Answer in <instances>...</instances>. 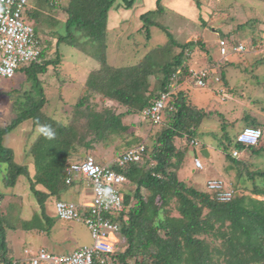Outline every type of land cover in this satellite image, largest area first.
Returning a JSON list of instances; mask_svg holds the SVG:
<instances>
[{
  "label": "trees",
  "instance_id": "obj_1",
  "mask_svg": "<svg viewBox=\"0 0 264 264\" xmlns=\"http://www.w3.org/2000/svg\"><path fill=\"white\" fill-rule=\"evenodd\" d=\"M137 2L51 0L46 3V13L61 10L68 17L65 21V34L58 31L50 33L57 36L58 45L66 44L79 50L98 67L89 73L83 95L76 101H71L68 107L62 95L56 97L52 93L47 98L41 88L40 74L48 72L49 67L55 68L60 63L59 59H44V56L47 57L45 48L41 50L38 58L40 61L36 60L19 70L23 71L32 85L26 87V93L13 102L14 118L5 127H0V175L2 174L6 188H14L19 177H25L29 182L30 192L39 206L40 214L23 223L22 227L49 235L55 222L46 207L48 201H61V192L67 191L77 183L89 182L85 178L76 179L72 176L70 184H66L69 176L67 167L71 163L81 164L85 159L78 153L80 149L94 151L98 144L108 149L115 139H120L124 140L121 144L124 148L120 153H116L119 152V148H116L115 160L105 162L99 156V163V160L91 156L97 163L109 167L127 180L122 189L124 205L128 208L126 220H122L125 217L123 215L118 220L121 228L119 234L126 248L122 252L116 251L110 258L112 264H129L131 259L137 264H264V166L260 169L255 166L253 171L249 169L254 167L253 164L232 156L235 150L239 153L248 152V155L254 158H262L264 145L258 148L259 145L251 147L234 143L226 131H223L224 128H221L223 133H226L222 134L226 143L234 144L232 152L225 155L229 163L226 174L235 170L238 179L244 174L241 179L245 178L244 183L251 182L252 185L251 189L244 184L239 185L228 201L219 200L216 192L208 191L207 187L204 190L195 189L177 179L176 172L180 170L187 151L194 149L191 142L198 136L202 122L215 117L207 107L201 108L191 104L188 93L181 88L187 81H191L193 85L195 83L192 76L197 66L189 55L194 49L201 47L204 50L203 42L198 39L181 43L174 39L168 29L159 25L156 20L162 16L164 8L162 0H155L153 7L147 10L144 8L143 12L132 20L142 24L137 32L148 43L153 34L150 28L155 27L164 32L167 41L142 53L139 47L134 46V51L141 54L140 59L134 63L121 67L112 60L109 63L110 47L113 45L111 37H115V32L110 30L108 14L111 10H131L133 14L134 4ZM195 3L200 9V1L195 0ZM44 9L40 5L34 15L29 14L30 19L35 17V22L41 25L43 14L39 12ZM241 28L242 25L237 27ZM112 29L115 30L114 27ZM236 32H219L221 40L218 41V47L220 41L226 40L229 43L233 38L232 48L242 43L241 38H235ZM263 40V37L259 36L251 40V45L256 46ZM114 45L113 48L117 50L121 48L120 42ZM228 46L226 44V54H222L219 47V54L225 56L224 58L230 51L236 53ZM242 54L246 52L239 55ZM190 61L192 65L189 64ZM219 62L222 66L218 63L213 69L210 67V70H206L209 71L207 86H194L196 89H208L221 83L222 88L228 86V82L223 80L224 75H221L228 63L227 59H221ZM210 64L214 65V62ZM165 93L168 94V99L161 123L153 124L146 118L151 126L156 128L152 133L154 143L148 148L141 136L130 131L135 128L134 124L126 126L125 121L142 115L146 108L153 106ZM95 96L100 97V103L103 104L100 111L88 105V100ZM0 97L11 100L6 96ZM46 105L56 107L47 112ZM96 106L98 104L93 107ZM250 117L251 115L244 117L245 124L249 127L264 126V121L248 119ZM65 118H70L66 124L63 122ZM28 120H31L33 126L40 127L38 138L26 152L35 164L36 174L30 178L28 169L15 163L13 152L3 145V138ZM147 138L148 136L145 139ZM140 146L144 148L142 161L123 166L115 164L123 153ZM205 147L203 145L200 149ZM4 170L6 172L3 174ZM251 195L261 197L262 200ZM5 197L6 195L0 192V200ZM173 213L178 216H171ZM1 214L0 208V216ZM4 226L5 222L0 217V262L22 264L21 255H24V250L21 257L12 254L13 249H8ZM39 250L60 256L44 248ZM28 251L38 253L37 250Z\"/></svg>",
  "mask_w": 264,
  "mask_h": 264
},
{
  "label": "rangeland",
  "instance_id": "obj_2",
  "mask_svg": "<svg viewBox=\"0 0 264 264\" xmlns=\"http://www.w3.org/2000/svg\"><path fill=\"white\" fill-rule=\"evenodd\" d=\"M136 1L138 2L134 4L135 11L133 14L131 10L123 11L122 13H115L111 10L108 14L109 26L111 25L115 28L113 30L115 37H111L113 45L110 47L111 54L109 56V63L112 60L119 67L134 63L140 59L141 54L134 51L135 47H139L142 53L148 48L151 49L153 46L163 45L167 41L164 32L156 27L150 28L153 34L149 43L137 32V29L141 28L142 24L132 19L134 16L137 18V14L143 12V3H146V6L150 8L153 7L152 5H154L155 0ZM199 1L200 9L197 8L195 0H162L164 12L162 16L156 19L160 23L159 25L166 27L174 39L181 43L201 39L204 50L200 47L199 49H194L189 55L194 59L195 62L193 61V63H196L197 66V68L195 67L196 69L194 68V71L197 72L201 69L210 70V67L213 69L218 63L221 65L219 62L221 59H227V62L230 63H227L223 72H221V75H224L223 80L228 82V86L223 87L225 98L220 95V89L223 86L222 83L214 84L212 88L208 89H196L191 81H187L181 86L188 93L191 104L201 108L207 107L209 112H212L215 117H211L210 120H204L202 122L198 130V136L195 139L199 147L195 150L191 148L187 151L180 170L176 172L177 179L199 190L206 189L205 187L209 181L221 182L222 186L227 188L228 191H234L236 187L242 184L247 186L248 189H251V182L244 183L245 178L241 179L245 176L244 174L239 179L235 170H231L226 174V168L229 163L226 161L225 155L232 152L234 144L233 142L227 144L222 134L227 133L233 140L239 129L248 126L245 124L244 119L246 115H251L248 119L256 118L258 122L264 121V51L257 50L250 53L247 51V47L251 45L252 39L264 36V1ZM47 2L46 0H30L28 10L30 13H35L38 11L40 5L43 6V9L47 7ZM44 12H47V10L44 9L43 12L40 11L39 13L43 14ZM51 15L56 20H59L61 24L55 26L52 19L48 16H44L42 25L36 23L35 20L32 21L33 19H30V16H28V20L36 28L42 50L45 48L47 52V57L44 56L43 58L60 60V63L55 68L52 66L49 67L50 69L47 72L48 76L45 77V81L47 83L52 81L56 83L58 79L62 78L66 82V86L62 89V92L57 90L56 97L62 95L66 107H68L71 101H76L78 97L83 95L88 75L93 70H96L98 65L79 50H75V48L66 44L58 45L57 36L51 35L50 33L52 31H58L59 33L65 34V21L68 17L61 11L51 12ZM129 19V23L124 22L122 25L123 21ZM203 19L208 22H205ZM202 21L205 23L203 24ZM128 24L130 25L129 27ZM239 25H242L243 28L237 29ZM214 29H219V31H214ZM229 31H237L234 33V36L235 38H241V45L245 47V51L242 52H246V54H242L241 56L239 55L241 53H232L230 51L226 58L219 54V47L222 48L221 43L218 47V41L221 40L220 33L225 34ZM233 39L229 43L224 40V46L226 47L227 44L231 49ZM116 42H120L121 48H118L119 50L115 49V47L113 48ZM178 51L176 50V52ZM210 62H214V65H211ZM189 64L192 65V62L190 61ZM25 67L27 65L23 66V68ZM213 74L215 75L216 73L214 72ZM216 75V77L219 76L218 74ZM62 80L60 79V83ZM31 85L32 83L28 82L23 71H18L16 76L11 80L0 78V95H5L11 99L8 101L0 97V127H5L14 118L13 108L15 105L13 102L15 99H20L21 95L24 92L26 93V87ZM41 88L44 89V87ZM18 89L21 90L17 91ZM86 95L88 94L86 93ZM96 104L98 106L93 107ZM88 105L92 106L96 111H100L103 106L98 96L88 100ZM55 107V105H46L45 111L49 112L51 108L53 109ZM56 118L59 119L58 117ZM69 119L65 118L63 119L64 121L61 120L66 124ZM125 122L126 126L134 124L135 128L130 129V131L141 136L144 139L143 143L145 146L150 148L153 145L154 134L152 135V133H154L156 128L151 126L148 119L140 115L136 118L126 119ZM29 124H31L30 121H26L10 134L6 135L3 138V145L13 152L15 163L24 165L28 169V176L30 178L35 176L36 172L34 160L26 159V152L32 146V139L27 138L28 134H25L29 128ZM221 128H224L223 131L225 130L226 133H223ZM260 129L263 131V137L258 148L264 145V126H261ZM146 136H148L147 139H145ZM123 143L124 140L115 139V142L108 149L98 144L96 145V150H94L96 153L91 150L83 151V149H80L78 153L80 155H82L81 152L83 154L86 153L89 156H93L97 161L99 160L98 156H100L105 162H110L116 159V153L123 151L124 147L121 145ZM210 143L219 146V149L217 152H213L212 160L209 162L200 155L199 150L203 145L209 146ZM116 148H119V152L116 151L115 153ZM245 157V161L250 162L254 166L249 168L250 170L254 171L255 166L259 169L263 168L264 156L262 158H254L246 155ZM194 158H197L201 162V170L194 167ZM98 162L100 163V160ZM5 172L6 170L2 173L4 174ZM29 188V182L25 177H19L14 188H6L2 174L0 175V192L6 195L3 200H0V208L2 211L0 217L5 222L4 229H6L8 249H13L12 254L15 257H21L24 249L38 251L40 248H44L54 254L68 255L73 253L77 247L93 245V240L84 224L77 222L66 223L56 219L53 209L55 200L48 201L46 205L51 213V218L55 222V226L49 235L23 228V223L33 220L36 215L39 216L40 214L39 206ZM85 188V186H79L68 189L59 194V199L78 204L85 197ZM251 197L262 200L261 197H255L253 195ZM171 216L177 217L178 214L173 213ZM115 235L119 240L124 241L120 234ZM125 248V245L118 246L117 252H122ZM10 253L8 252V254ZM135 262L134 259H131L129 264H137ZM0 264L5 263L0 262Z\"/></svg>",
  "mask_w": 264,
  "mask_h": 264
},
{
  "label": "built area",
  "instance_id": "obj_3",
  "mask_svg": "<svg viewBox=\"0 0 264 264\" xmlns=\"http://www.w3.org/2000/svg\"><path fill=\"white\" fill-rule=\"evenodd\" d=\"M51 1V0H48ZM30 0H0V78L13 79L24 65L38 60L41 53V43L37 37L35 26L30 23L28 4ZM264 39V36H263ZM222 54H226L225 42L220 41ZM242 43L232 48L233 52L243 53L245 47ZM264 51V40L256 46L247 47L248 52ZM209 71L193 73L192 78L197 88L207 86ZM168 94L153 106L142 112L144 118H148L153 124H160L166 107ZM263 132L259 128L247 127L236 135L235 143L242 146L256 147L259 145ZM194 149L199 147L197 140L191 142ZM143 146L129 150L117 158L115 164L123 166L128 163L143 160ZM233 157L240 156L238 151L232 152ZM146 158V157H145ZM194 166L201 170L202 164L194 159ZM68 178L66 184H70L71 177H81L89 181L91 199L89 204L76 205L66 201H55L53 209L59 220L71 223H82L90 233L93 240L92 246H81L70 255H52L39 250L38 253H30L22 260V264H112L110 258L116 253L118 246H124L125 242L119 240L115 234L120 233L119 218L126 220L127 207L124 205L122 189L127 183L126 178L97 163L91 157L85 156L83 163H71L66 169ZM208 191L216 192L221 201L232 198L233 191H228L221 182L209 181L206 185ZM121 241V242H120Z\"/></svg>",
  "mask_w": 264,
  "mask_h": 264
},
{
  "label": "crops",
  "instance_id": "obj_4",
  "mask_svg": "<svg viewBox=\"0 0 264 264\" xmlns=\"http://www.w3.org/2000/svg\"><path fill=\"white\" fill-rule=\"evenodd\" d=\"M143 9L145 8V10L146 9H149L147 6H146V3L144 4L143 3V7H142ZM143 9H142V11H143ZM58 12V11H61V10H54L52 13H54V12ZM112 11H114L115 13H119V12H123L124 10H118V11H116V10H112ZM32 13V15H34V12H31ZM30 14V13H29ZM140 15V14H139ZM44 16L46 17V16H48L50 19H52V21H54V24H55V26L56 25H60L61 24V22L59 21V20H56L55 18H53L52 17V15H51V13H46V12H44L43 13V15H42V21L41 22H44ZM34 20H36L35 19V17L33 18V20L32 21H34ZM129 21H130V19L129 20H126V21H123L122 22V25H123V23L125 22H128L129 23ZM64 23V22H63ZM62 23V24H63ZM43 24V23H42ZM41 24V25H42ZM130 25L128 24V27H129ZM110 30H112L113 31V29H112V26L110 25ZM112 33H114V31L112 32ZM48 71H49V69H48ZM47 74V71L45 72V73H43V74H40V77H39V80H40V84L42 85V87H44V93L46 94V96H47V98H48V96L49 95H51L52 93H54L55 95H56V92H57V90H59V92H62V89L66 86V82L65 81H63L62 80V78H60L61 80H62V82L60 83V79H58V81L56 82V83H54L53 81L52 82H48L47 83V81H45V77L46 76H48V74ZM43 78V79H42ZM70 80V79H69ZM17 82V81H16ZM54 86V87H53ZM19 90V89H18ZM10 91V90H9ZM2 96H4L5 97V95H2ZM28 121H30V123L31 124H29V128H28V130L26 131V133L25 134H28V137L27 138H31L32 139V143L35 141V138L37 139L38 138V134H39V131H40V127L39 126H37V127H35V126H33V124H32V122H31V120H28ZM26 122V121H25ZM24 122V123H25ZM242 129H239V131H237V133L238 132H240ZM203 149H206L207 150V157H204V158H206L209 162L212 160V157H213V152H217V149H219V146H215V145H213V143H210V145L209 146H206L205 148H203ZM200 150H202V149H200ZM93 152H95V151H93ZM96 153V152H95ZM81 158H84V155L85 156H87V154L85 153V154H83L82 152H81ZM97 155V154H96ZM246 155H248V152L246 153L245 151H241V153H240V159L239 160H243V161H245V156ZM98 156V155H97ZM99 157V156H98ZM100 158V157H99ZM98 158V159H99ZM26 159L28 160H30V159H32L31 157H26ZM194 159H197V158H194ZM81 177H79L78 179H80ZM84 182V184L83 183H77L74 187H79V186H85L86 188H85V191H86V194H85V197H86V200H85V197H84V199L83 200H81V202L80 203H78V204H76V205H83V204H89L90 203V199H91V190H90V185H89V183L88 182H85V181H83ZM73 188V187H72ZM72 188H70V189H72ZM66 202H71V201H66ZM71 203H73V202H71ZM75 204V203H74ZM125 244V243H124ZM79 247H77V249H78ZM77 249H75V251L77 250Z\"/></svg>",
  "mask_w": 264,
  "mask_h": 264
},
{
  "label": "clouds",
  "instance_id": "obj_5",
  "mask_svg": "<svg viewBox=\"0 0 264 264\" xmlns=\"http://www.w3.org/2000/svg\"><path fill=\"white\" fill-rule=\"evenodd\" d=\"M220 93H221L220 95H221L223 98H225V91H224L223 88L220 89ZM247 127H249V126H244V127L242 128V130H243L244 128H247ZM259 129H260V128H259ZM242 130H241V131H242ZM241 131H240V132H241ZM262 132H263V131H262ZM238 133H239V132H238ZM238 133H237V134H238ZM49 134L51 135L50 132H49ZM237 134H236V135H237ZM236 135H235L234 139L232 140L234 143H235ZM262 137H263V136H262ZM261 140H262V139H261ZM260 142H261V141H260ZM200 151H201V150H199V153H200ZM234 151H235V150H234ZM200 155H201V154H200ZM201 156H202V155H201ZM239 157H240V156H239ZM194 167H195V166H194ZM225 189L227 190V188H225ZM233 192H234V191H233ZM27 254H30L29 251H28L27 249H24V255H22V256H23V259L27 256Z\"/></svg>",
  "mask_w": 264,
  "mask_h": 264
},
{
  "label": "water",
  "instance_id": "obj_6",
  "mask_svg": "<svg viewBox=\"0 0 264 264\" xmlns=\"http://www.w3.org/2000/svg\"><path fill=\"white\" fill-rule=\"evenodd\" d=\"M200 154H201L203 157H207V150H206V149H202V150L200 151ZM84 157H85V155H84ZM236 195H238V194L236 193Z\"/></svg>",
  "mask_w": 264,
  "mask_h": 264
}]
</instances>
